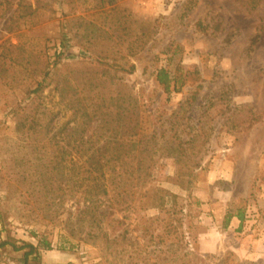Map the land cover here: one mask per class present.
Instances as JSON below:
<instances>
[{
    "label": "rangeland",
    "instance_id": "obj_1",
    "mask_svg": "<svg viewBox=\"0 0 264 264\" xmlns=\"http://www.w3.org/2000/svg\"><path fill=\"white\" fill-rule=\"evenodd\" d=\"M99 55L135 68L98 80ZM178 63L198 75L165 102L155 72ZM48 69L30 114L39 132L27 135L20 108ZM121 101L159 131L147 186L177 194L173 214L139 198L111 212L108 197L86 212L84 193L70 190L71 169L101 145ZM60 152L64 175L43 187L38 171ZM3 241L0 264H264V1L0 0ZM25 244L36 247L26 261L28 248L12 246Z\"/></svg>",
    "mask_w": 264,
    "mask_h": 264
},
{
    "label": "trees",
    "instance_id": "obj_2",
    "mask_svg": "<svg viewBox=\"0 0 264 264\" xmlns=\"http://www.w3.org/2000/svg\"><path fill=\"white\" fill-rule=\"evenodd\" d=\"M264 0H246V4L250 7H255L259 2ZM64 48V43L61 45ZM62 54V51H60ZM59 53V54H61ZM107 55L97 56L99 63L104 65L103 70H99L97 74L98 80L105 78L112 69L122 70L124 72H132L135 68L133 64H128L125 66H120L113 63H107ZM59 59V56L57 57ZM110 69V70H109ZM198 75V72H191L178 63L174 65L171 69L166 67H161L155 72V81L161 92L165 94V102L170 100L172 93H179L185 85L191 80L192 75ZM50 75V69L46 70L42 79L37 83V85L28 91V94H33L34 96L30 99L29 103H26L20 108L22 111L29 110L28 114L25 115L23 119L16 122V128L21 132L35 133L38 130V120L34 118V115H30L31 112L35 115L38 113L40 107V97L41 93L45 90L47 83L46 79ZM68 85L65 84L59 87V90L68 89ZM122 94L121 97H123ZM99 105L96 108V114L102 112ZM104 108L108 109V106L104 105ZM126 106L123 102H119L118 113L115 119L109 120L106 118L100 121V127L102 129L108 130V135L104 132L99 133L96 136V142L101 145L92 151L88 156L87 160L81 166H74L71 169L69 177L67 178V183H69L70 190L74 193L81 192L84 193V201H86V212H94L98 210L105 198L108 197L110 205L107 207L111 208L110 211L114 212L120 210L119 206H124L122 209H134L135 204L132 202L136 198H139L140 209L146 208H158L162 211L166 208L167 203H171L172 206L167 210L172 212L177 211V199L178 196L166 189L158 187H148V180L151 177L153 154L156 152V137L159 135V131L150 129L147 127V118L150 114L146 112L144 115L140 111L134 113H129L126 111ZM23 114H25L23 112ZM144 116V117H143ZM38 126V127H37ZM124 129V130H123ZM121 131L128 132L125 134H120ZM123 132V133H124ZM47 132H45L46 135ZM55 135V134H54ZM50 136L49 141L54 140L55 136ZM67 136H74L72 131H69ZM81 137V136H80ZM77 138L75 137L74 140ZM81 143L84 141L80 138ZM53 144H57L56 141ZM167 147H163L166 149ZM169 152V151H168ZM65 152H60L59 154L50 157L49 162L42 164L41 168L45 171H38L39 181L42 182V186L46 187L44 181L51 183V178L54 176L63 177L64 175V165L63 155ZM162 155V154H161ZM82 171L80 168H82ZM45 176L43 178L42 176ZM51 175V177L49 176ZM25 178V177H24ZM52 179V180H53ZM59 183H64V187L59 184L57 186L58 190H64L66 181L65 179L57 178ZM50 183H47L50 189ZM184 188V187H183ZM185 189V188H184ZM189 197V196H188ZM194 203H200L195 200ZM111 206V207H110ZM233 214L226 213L224 215V227L228 225L230 218ZM241 223L243 222V213L238 212L234 215ZM8 242L3 241L0 243V247H4ZM14 250H21L23 248H28L24 252V261L27 260L28 256L32 254L36 247L31 244H25L19 247L12 245ZM46 246H48L46 244Z\"/></svg>",
    "mask_w": 264,
    "mask_h": 264
},
{
    "label": "crops",
    "instance_id": "obj_3",
    "mask_svg": "<svg viewBox=\"0 0 264 264\" xmlns=\"http://www.w3.org/2000/svg\"><path fill=\"white\" fill-rule=\"evenodd\" d=\"M236 219V218H235ZM246 247H247V245H246ZM248 251H249V249H248Z\"/></svg>",
    "mask_w": 264,
    "mask_h": 264
}]
</instances>
